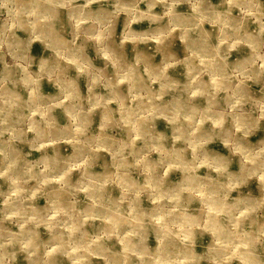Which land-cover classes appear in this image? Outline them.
<instances>
[{"label": "rangeland", "instance_id": "374dc122", "mask_svg": "<svg viewBox=\"0 0 264 264\" xmlns=\"http://www.w3.org/2000/svg\"><path fill=\"white\" fill-rule=\"evenodd\" d=\"M0 264H264V0H0Z\"/></svg>", "mask_w": 264, "mask_h": 264}]
</instances>
